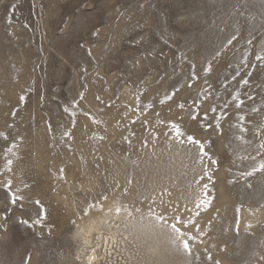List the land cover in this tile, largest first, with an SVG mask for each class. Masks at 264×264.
Returning a JSON list of instances; mask_svg holds the SVG:
<instances>
[{
    "label": "rangeland",
    "instance_id": "obj_1",
    "mask_svg": "<svg viewBox=\"0 0 264 264\" xmlns=\"http://www.w3.org/2000/svg\"><path fill=\"white\" fill-rule=\"evenodd\" d=\"M257 55L264 0H0V264H82L73 220L115 237L107 264H264V171L246 175L264 162ZM155 215L196 222L192 255Z\"/></svg>",
    "mask_w": 264,
    "mask_h": 264
},
{
    "label": "snow or ice",
    "instance_id": "obj_2",
    "mask_svg": "<svg viewBox=\"0 0 264 264\" xmlns=\"http://www.w3.org/2000/svg\"><path fill=\"white\" fill-rule=\"evenodd\" d=\"M236 39V36L233 35L231 37V39H229L227 41L228 44H231L233 40ZM249 43H251V41H249ZM90 54V53H89ZM257 60H261L264 61V55H257L256 56ZM205 72H209L211 71V66L209 65V67L204 69ZM249 75H251V73H249ZM197 78V73L195 72V65L192 66V72L190 74V79H196ZM243 83L247 84L248 81L244 80ZM188 87H192L191 84L188 85ZM173 99V96L168 95L165 96L164 100H161V103H164L166 100H171ZM21 100H23V97H21ZM195 103V102H194ZM240 103H243V101H241ZM148 107H151V105L149 104ZM177 107L183 109L184 108V104H178ZM237 107H239V105H237ZM211 111L215 112L216 109L212 108L210 109ZM65 111H67V109H65ZM258 111V110H257ZM189 114L192 116V119H196L195 115H192L191 111L189 112ZM205 116L207 115L206 113L204 114ZM226 118V113H222L221 116L219 118H215L217 119V123L215 125V127L218 129L220 127L219 124V119H224ZM172 128L174 129L175 133H176V137L179 138L181 136H184V132L181 130V127L175 123V122H170ZM209 127H211V125H209ZM258 131L264 132V129H257ZM186 140L189 144L195 145L197 147V150L199 153H201L202 155L199 157V159L201 161H203V157L208 156L207 151L204 148V144L203 142L196 138L194 134H188L186 136ZM179 143L183 144L184 141L183 140H179ZM260 148L264 149V143H261ZM10 151V149H9ZM209 161L211 164H216L217 161L213 160L211 157H208ZM12 164L11 160L7 161V165L9 166V170H10V166ZM258 171H264V162H261L259 164L258 168H253L251 172L246 173V175L251 176L253 175L255 172ZM204 175H207V166H205V168L203 169ZM201 179H203V176H201ZM212 179L211 176H208V180L210 181ZM11 180L6 181L5 183H3V187L5 188H9L11 187ZM128 183L130 184L131 181L129 180ZM250 187V185H249ZM207 188H208V184L204 183L202 185V189L203 194H202V198L200 197V195H197L195 197V199L199 200V203H197L195 206L196 207H201L202 205H207L209 203L208 201V196L210 195V193L207 192ZM197 191L199 192L200 190L197 189ZM127 193V189H124V191L122 192L123 194ZM11 202L12 203H16L17 199L23 200L24 197L23 196H19L17 197L16 193H11ZM99 198L102 200H107L108 196L105 192H101L99 194ZM146 199L150 198V197H145ZM152 203H155V200H152ZM100 207L99 202H93V203H89L85 206V208L83 209V215L87 216L89 214V210L93 209V208H97ZM260 209L264 210V203L260 204ZM122 208L120 206H118L116 208V213L117 215H119V213L121 212ZM240 209H236V211H239ZM124 211H127V209L125 208ZM137 212L140 211V209H136ZM151 207H149V212L151 213ZM179 211V210H177ZM128 215H131L130 212H128ZM173 219L176 221L175 223H172L171 225H167L166 223L162 222L163 221V216L162 215H155V223H153L152 220H149V225L151 226V228L153 230H163L166 231L168 234V240L169 243L175 246V249L177 251L183 250V252H185L187 255H192L193 250L190 246V240L195 239L196 236H194L192 234V232L187 230V225L190 223L192 225V229L195 232H201L202 229L199 228L196 224L195 221H188L185 220L182 216H175L173 217ZM22 223H27V221H21ZM35 223H40L39 220H36ZM71 223L73 224V226L76 228V235L78 237H80L81 239H83L84 244H85V248L82 249V254L84 255V260L82 261V264H100V261L104 260V255H110L111 254V249L113 247H115L117 245V240L115 239L114 236L109 235V236H104L103 233H101L98 229V227L96 226L95 221H91L88 224H77L75 220L71 221ZM105 223H107L105 221ZM250 227V225H249ZM96 232L97 234L94 237V244H90L88 237L93 233ZM90 249V254H88ZM262 260H264V257H261ZM76 260L80 261L81 260V256L78 255L76 256ZM104 264H107V261L104 260ZM217 264H219V262H217Z\"/></svg>",
    "mask_w": 264,
    "mask_h": 264
},
{
    "label": "built area",
    "instance_id": "obj_3",
    "mask_svg": "<svg viewBox=\"0 0 264 264\" xmlns=\"http://www.w3.org/2000/svg\"><path fill=\"white\" fill-rule=\"evenodd\" d=\"M99 231H100L101 233H103V232H104V229H103V228H100ZM96 234H97V233L94 232V233L91 234L90 237L88 238L90 244H94V243H95V241H94V237H95ZM105 255H106V254H105ZM105 255H104V258H105Z\"/></svg>",
    "mask_w": 264,
    "mask_h": 264
},
{
    "label": "bare ground",
    "instance_id": "obj_4",
    "mask_svg": "<svg viewBox=\"0 0 264 264\" xmlns=\"http://www.w3.org/2000/svg\"><path fill=\"white\" fill-rule=\"evenodd\" d=\"M116 206L115 205H112V206H110V207H108V209H107V211H106V213H105V217H107V216H110V214L112 213V212H114V211H116Z\"/></svg>",
    "mask_w": 264,
    "mask_h": 264
}]
</instances>
